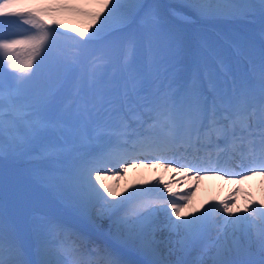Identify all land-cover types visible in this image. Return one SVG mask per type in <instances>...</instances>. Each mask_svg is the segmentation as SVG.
I'll return each instance as SVG.
<instances>
[{"label":"snow or ice","instance_id":"snow-or-ice-1","mask_svg":"<svg viewBox=\"0 0 264 264\" xmlns=\"http://www.w3.org/2000/svg\"><path fill=\"white\" fill-rule=\"evenodd\" d=\"M170 16L184 27L170 26ZM0 17V264H129L123 250L137 264H264V222L253 231L259 201L184 213L194 188L176 193L157 180L125 195L105 183L141 157L179 163L197 179L264 173V0H0ZM217 19L247 28L199 27ZM117 33L129 69L127 54L147 42L151 71L109 80L110 58L98 57L81 74L61 45L114 49ZM46 66L52 83L37 90ZM44 197L121 250L89 245L44 210Z\"/></svg>","mask_w":264,"mask_h":264},{"label":"bare ground","instance_id":"bare-ground-1","mask_svg":"<svg viewBox=\"0 0 264 264\" xmlns=\"http://www.w3.org/2000/svg\"><path fill=\"white\" fill-rule=\"evenodd\" d=\"M161 1L167 3L168 5H177L180 2L177 0ZM12 19L15 20L19 18ZM62 41L64 40L61 38V42ZM68 57L70 58V53H68ZM49 85L50 80L47 76L40 78L37 77L33 82V87L41 91ZM148 164H151V166H145ZM136 165L137 166L135 167H128L127 172H122L119 176L108 174L105 177V183L112 187L113 190L124 193L125 195H127L125 189H128L129 191L132 190L129 186H138L142 182H149L144 184V187L154 188L157 187V180L161 181L159 187L162 188L163 183L167 182L173 192L176 193H187L194 188V194L191 196L190 203L183 209L184 213L194 212L199 214L198 210L205 211L210 207H213V202L215 201H234L235 203L231 204L234 209H243L249 205L250 201H259L261 205H264V173L261 172H258L255 175H249L246 180L242 181L239 179H226L225 175L203 173H201L199 179H197L192 174L185 176L182 169H177L175 165L173 167L166 168L164 166L165 164H157L153 160H143V163L139 160L136 162ZM255 217L256 221L253 228L254 232L261 226L262 222H264V211L256 210ZM66 218L73 220L78 219L74 215ZM83 222H79V224L84 226V228L89 230L90 228H95L99 231L101 237L109 239L114 245H119L118 241L104 234L102 230L98 229L94 224L88 222L86 219ZM97 239L101 246H108V244H105L99 238ZM119 247L121 246L119 245ZM110 248L114 249L111 246ZM123 251H125L124 254L127 260H130L132 264H137V261L139 260L138 256L134 253L127 252L126 250Z\"/></svg>","mask_w":264,"mask_h":264},{"label":"rangeland","instance_id":"rangeland-1","mask_svg":"<svg viewBox=\"0 0 264 264\" xmlns=\"http://www.w3.org/2000/svg\"><path fill=\"white\" fill-rule=\"evenodd\" d=\"M34 1L35 0H23L24 3H26V2L31 3V2H34ZM44 1L46 2V0H44ZM177 1H180V0H177ZM163 3H165V2H163ZM165 5H168V4L165 3ZM226 20H228V21H226L227 24L230 23V25L227 26L224 29H223L222 26L219 27L218 25H214L215 27L210 26V24H209L210 21H202L199 26H202V28L206 27V30L213 31V32H219L220 31V32L223 33V31H224V33H226V34L235 33L236 28L239 30V33H241L247 28V24L243 20L242 21L239 20L240 21L239 23H237L236 20H230V19H226ZM64 22L68 23L73 28H80L81 31H83L84 28L86 27V24L81 22V20H79V19H77L75 17H72V16H65L64 17ZM169 24H170V26L176 27V28L184 27L180 23L177 24L176 22H174L173 23L174 25H172V22L169 21ZM61 31H63V29H61ZM123 35H124L123 33H117L116 37L113 38L115 41H117V47H115L114 49H104V50H102L100 48V46L94 45L93 46V47H95L94 50L91 51L87 56L82 58L81 57L82 55H81L80 58H78L79 62H80V65H81L80 73L82 74L84 71L88 70L94 64V62L97 60L98 57H103L105 63H107L108 59L110 58V61H111L110 64H108L107 67L102 69L103 71L106 72L107 79H109V80L120 81L130 71H133V70H143L144 72L151 71V68L149 67V55H148V48H147V42L146 41H142L141 43H139L137 45V48H136V51H135L134 55L127 54L128 57L131 60L132 68L129 69L123 64L122 61L125 58V53L123 52V45L119 42V38L121 36H123ZM62 40H64V41L61 42V45L63 46L64 53H65V55L66 54L68 55V50L69 49H66V46L69 47L68 43L65 41V39L62 38ZM64 45H66V46H64ZM69 52L71 54L73 52V54H75V56L80 55L79 54L80 51L75 52V51H72L70 49ZM108 73H112V75L110 76V74H108ZM38 78H40V76H38ZM50 84H51V82H50ZM44 199L47 202H49L50 204L54 203V201H52L48 197H44Z\"/></svg>","mask_w":264,"mask_h":264}]
</instances>
